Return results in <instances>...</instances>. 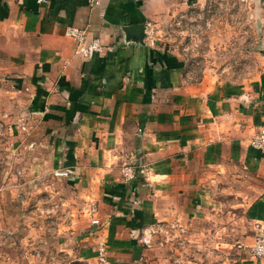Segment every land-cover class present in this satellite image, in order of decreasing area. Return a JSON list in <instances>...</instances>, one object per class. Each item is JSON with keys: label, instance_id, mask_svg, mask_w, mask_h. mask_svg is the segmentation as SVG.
Instances as JSON below:
<instances>
[{"label": "crops", "instance_id": "crops-1", "mask_svg": "<svg viewBox=\"0 0 264 264\" xmlns=\"http://www.w3.org/2000/svg\"><path fill=\"white\" fill-rule=\"evenodd\" d=\"M195 1L0 0V84L57 136L61 161L97 201L115 239L108 264L142 259L126 224H192L234 209L252 233L264 223V160L249 144L264 126V76L248 94L206 89L187 79L183 56L150 38L153 20ZM135 23L145 24L141 38L125 31ZM87 24L103 51L83 58L65 30ZM239 250L228 264H264Z\"/></svg>", "mask_w": 264, "mask_h": 264}, {"label": "rangeland", "instance_id": "rangeland-1", "mask_svg": "<svg viewBox=\"0 0 264 264\" xmlns=\"http://www.w3.org/2000/svg\"><path fill=\"white\" fill-rule=\"evenodd\" d=\"M152 22L150 38L183 56L191 82L248 94L264 76V0H196ZM9 88L0 84V264H108L97 246L115 239L91 222L97 201L61 161L57 136ZM189 219L126 224L144 248L136 263L228 264L252 233L240 209Z\"/></svg>", "mask_w": 264, "mask_h": 264}, {"label": "built area", "instance_id": "built-area-1", "mask_svg": "<svg viewBox=\"0 0 264 264\" xmlns=\"http://www.w3.org/2000/svg\"><path fill=\"white\" fill-rule=\"evenodd\" d=\"M105 0H88V4L95 6L100 4ZM88 26L86 27H77V26H68L65 30V33L73 40L74 48L73 51L76 55H79L83 58L91 57L94 53H99L103 51V43L100 38L97 36H88ZM249 144L257 148L264 160V126L258 128V130L251 136ZM123 177L129 179L133 177V169L130 165H125L123 170ZM96 207H92L94 211ZM92 223H98V217L91 218ZM241 247H244L248 250L250 255L258 258H264V223H259L257 225V230L253 236V240L248 244H240ZM106 244L104 241H99L97 246L98 259L102 262L106 261Z\"/></svg>", "mask_w": 264, "mask_h": 264}, {"label": "water", "instance_id": "water-1", "mask_svg": "<svg viewBox=\"0 0 264 264\" xmlns=\"http://www.w3.org/2000/svg\"><path fill=\"white\" fill-rule=\"evenodd\" d=\"M144 27H145L144 23H137V24L135 23V24H131V25L125 27V31L130 35L136 34L138 36V38H141L145 35Z\"/></svg>", "mask_w": 264, "mask_h": 264}]
</instances>
